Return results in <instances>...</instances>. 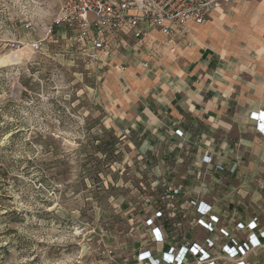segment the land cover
I'll return each mask as SVG.
<instances>
[{
	"label": "rangeland",
	"instance_id": "rangeland-1",
	"mask_svg": "<svg viewBox=\"0 0 264 264\" xmlns=\"http://www.w3.org/2000/svg\"><path fill=\"white\" fill-rule=\"evenodd\" d=\"M58 7V0H0V264H133L136 252L175 242L218 255L228 241L220 230L246 242L249 233L235 232L238 221L230 228L229 219L212 233L198 226L199 237H179L190 221L172 222L179 214L165 209L168 184L141 140L107 122L96 102L99 70L69 40L70 28L46 37ZM158 211L170 215L153 221L164 245L150 241L147 225ZM260 255L252 250L243 260L263 264Z\"/></svg>",
	"mask_w": 264,
	"mask_h": 264
},
{
	"label": "crops",
	"instance_id": "crops-1",
	"mask_svg": "<svg viewBox=\"0 0 264 264\" xmlns=\"http://www.w3.org/2000/svg\"><path fill=\"white\" fill-rule=\"evenodd\" d=\"M163 39L155 29L141 43L110 37V55L91 64L100 74L96 102L109 125L141 140L142 154L154 157L165 183L180 190L167 205L181 210L172 219L177 226L190 221L191 231L180 229L179 237H199L194 201L218 223L229 219V227L256 219L253 232H242L259 239L253 250L264 264V138L251 119L264 114V1L212 11L204 24L188 26L185 40L171 43L173 51L160 45ZM78 49L87 60L93 51Z\"/></svg>",
	"mask_w": 264,
	"mask_h": 264
},
{
	"label": "built area",
	"instance_id": "built-area-1",
	"mask_svg": "<svg viewBox=\"0 0 264 264\" xmlns=\"http://www.w3.org/2000/svg\"><path fill=\"white\" fill-rule=\"evenodd\" d=\"M58 13L46 33L48 38L53 32V28L66 26L71 29L70 39L77 47L89 45L93 50L88 55V62L91 64L99 61V54L108 57L112 47L108 40L118 34L131 35L137 43H141L146 37L149 29L160 31L164 39L160 42L162 47L173 51L171 43L176 39H184L188 35L190 24L202 25L206 22L212 11L222 7L245 0H58ZM264 1V0H258ZM25 28H31L30 24H25ZM40 42H33L29 45V50L36 52L40 49ZM251 119L256 124V130L264 138V114L262 112L252 114ZM180 136V135H179ZM203 163H210L208 157L202 159ZM218 169H220L218 167ZM221 170V169H220ZM165 198L176 199L180 195L178 188L171 185H163ZM168 202L165 205L167 210ZM194 208V214L198 215L196 224L204 228L207 232L215 231L214 225L218 223V218L210 213V208L202 203L190 202ZM173 217L180 213V209H172ZM166 215L155 212L152 219L147 220V225L152 227V237L150 241L155 245L167 244V236L161 227L153 226V221L159 220ZM166 220L170 222V215ZM170 224V223H169ZM256 228V219H252L248 224L237 223L235 232H253ZM223 238H228L218 255L211 251L202 249L196 244L189 246L167 245L160 251H139L132 256L133 264H222L221 260L235 261V264H244L243 258L251 250L260 247V241L254 235H250L248 242L239 244L231 238L226 231L220 230ZM255 238V242L253 240ZM264 238V233L259 234ZM209 248L213 245L211 241ZM108 259L114 256L113 251H106Z\"/></svg>",
	"mask_w": 264,
	"mask_h": 264
},
{
	"label": "snow or ice",
	"instance_id": "snow-or-ice-1",
	"mask_svg": "<svg viewBox=\"0 0 264 264\" xmlns=\"http://www.w3.org/2000/svg\"><path fill=\"white\" fill-rule=\"evenodd\" d=\"M261 131H264V128H262Z\"/></svg>",
	"mask_w": 264,
	"mask_h": 264
}]
</instances>
